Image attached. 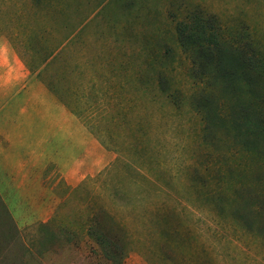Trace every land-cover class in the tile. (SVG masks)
<instances>
[{"label": "rangeland", "instance_id": "rangeland-1", "mask_svg": "<svg viewBox=\"0 0 264 264\" xmlns=\"http://www.w3.org/2000/svg\"><path fill=\"white\" fill-rule=\"evenodd\" d=\"M14 18L106 62L112 159L50 217L0 201V264H264V0H0Z\"/></svg>", "mask_w": 264, "mask_h": 264}, {"label": "crops", "instance_id": "crops-1", "mask_svg": "<svg viewBox=\"0 0 264 264\" xmlns=\"http://www.w3.org/2000/svg\"><path fill=\"white\" fill-rule=\"evenodd\" d=\"M7 23L0 34V201L19 227L18 219L53 214L63 200L56 187L74 188L109 164L90 106L100 100L104 107L106 98L113 106V92L101 85L106 62L73 50L64 22ZM91 123L99 127L95 117Z\"/></svg>", "mask_w": 264, "mask_h": 264}]
</instances>
